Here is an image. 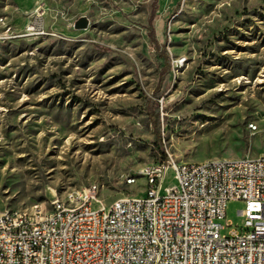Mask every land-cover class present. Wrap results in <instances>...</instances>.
Listing matches in <instances>:
<instances>
[{
    "label": "rangeland",
    "instance_id": "rangeland-1",
    "mask_svg": "<svg viewBox=\"0 0 264 264\" xmlns=\"http://www.w3.org/2000/svg\"><path fill=\"white\" fill-rule=\"evenodd\" d=\"M262 151L264 0H0V212L91 183L105 205L141 196L166 153Z\"/></svg>",
    "mask_w": 264,
    "mask_h": 264
},
{
    "label": "built area",
    "instance_id": "built-area-1",
    "mask_svg": "<svg viewBox=\"0 0 264 264\" xmlns=\"http://www.w3.org/2000/svg\"><path fill=\"white\" fill-rule=\"evenodd\" d=\"M39 31L34 22L24 29ZM139 175L143 195L107 205L91 183L55 197L49 209L1 211L0 264H264V151L204 164L166 153ZM230 200L244 201L243 223L223 232Z\"/></svg>",
    "mask_w": 264,
    "mask_h": 264
},
{
    "label": "water",
    "instance_id": "water-1",
    "mask_svg": "<svg viewBox=\"0 0 264 264\" xmlns=\"http://www.w3.org/2000/svg\"><path fill=\"white\" fill-rule=\"evenodd\" d=\"M75 27L76 28H84L87 25V21L85 17H80L76 22H75Z\"/></svg>",
    "mask_w": 264,
    "mask_h": 264
},
{
    "label": "bare ground",
    "instance_id": "bare-ground-1",
    "mask_svg": "<svg viewBox=\"0 0 264 264\" xmlns=\"http://www.w3.org/2000/svg\"><path fill=\"white\" fill-rule=\"evenodd\" d=\"M204 162H206V160L203 161H195V162H188V164H204ZM133 184V183H130ZM97 202H100L99 199H97ZM19 209H32V206L30 208H19ZM5 211H13V209H5Z\"/></svg>",
    "mask_w": 264,
    "mask_h": 264
},
{
    "label": "trees",
    "instance_id": "trees-1",
    "mask_svg": "<svg viewBox=\"0 0 264 264\" xmlns=\"http://www.w3.org/2000/svg\"><path fill=\"white\" fill-rule=\"evenodd\" d=\"M153 40H155V39H153ZM165 155H163V157H164Z\"/></svg>",
    "mask_w": 264,
    "mask_h": 264
}]
</instances>
